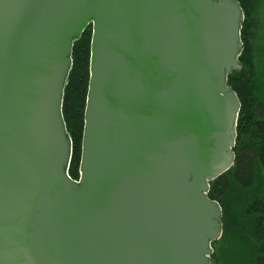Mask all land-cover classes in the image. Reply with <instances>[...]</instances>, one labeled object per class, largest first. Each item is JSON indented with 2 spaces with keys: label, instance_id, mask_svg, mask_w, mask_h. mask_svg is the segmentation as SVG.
Instances as JSON below:
<instances>
[{
  "label": "water",
  "instance_id": "obj_1",
  "mask_svg": "<svg viewBox=\"0 0 264 264\" xmlns=\"http://www.w3.org/2000/svg\"><path fill=\"white\" fill-rule=\"evenodd\" d=\"M242 19L236 0H0V264H213ZM88 25L73 180L61 101Z\"/></svg>",
  "mask_w": 264,
  "mask_h": 264
},
{
  "label": "trees",
  "instance_id": "obj_2",
  "mask_svg": "<svg viewBox=\"0 0 264 264\" xmlns=\"http://www.w3.org/2000/svg\"><path fill=\"white\" fill-rule=\"evenodd\" d=\"M236 1L243 16L239 69L226 77L239 102L234 158L228 170L208 183L206 196L217 202L221 213V234L210 243L209 259L213 264H264V0ZM89 38L88 25L72 44L61 101L71 142L67 175L73 180L78 177Z\"/></svg>",
  "mask_w": 264,
  "mask_h": 264
},
{
  "label": "rangeland",
  "instance_id": "obj_3",
  "mask_svg": "<svg viewBox=\"0 0 264 264\" xmlns=\"http://www.w3.org/2000/svg\"><path fill=\"white\" fill-rule=\"evenodd\" d=\"M263 7H264V5H263ZM224 246H225V245H224ZM227 249H228L229 252H231V249H229L228 247H227ZM231 253H232V252H231Z\"/></svg>",
  "mask_w": 264,
  "mask_h": 264
}]
</instances>
